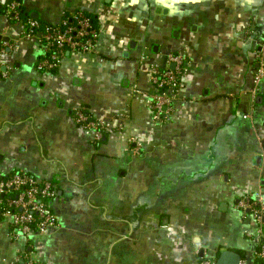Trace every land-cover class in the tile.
Here are the masks:
<instances>
[{
	"label": "crops",
	"instance_id": "1",
	"mask_svg": "<svg viewBox=\"0 0 264 264\" xmlns=\"http://www.w3.org/2000/svg\"><path fill=\"white\" fill-rule=\"evenodd\" d=\"M19 1L44 24L90 14L101 37L44 72L38 40L0 14V171L58 184V227L26 244L6 221L0 264H21L24 250L40 264H198L226 250L259 264L257 222L236 204L264 200V79L252 92L264 0ZM173 54L189 74L160 125L141 94L153 91L150 65ZM78 109L111 132L95 143Z\"/></svg>",
	"mask_w": 264,
	"mask_h": 264
},
{
	"label": "built area",
	"instance_id": "2",
	"mask_svg": "<svg viewBox=\"0 0 264 264\" xmlns=\"http://www.w3.org/2000/svg\"><path fill=\"white\" fill-rule=\"evenodd\" d=\"M22 5L19 0L0 4V14H5L11 21L24 24L25 35L36 38L42 46V55L38 68L44 72L56 71L67 54H92L97 51L101 37L98 25L91 16L83 11L66 14L58 24H44L36 19H25L21 15ZM97 25V26H96ZM252 36V32H248ZM258 68L252 77L254 96L260 92L264 79V42L256 51ZM174 65V68L171 66ZM187 59L182 55H170L165 67L150 65L148 70L152 92L142 93L147 106L152 112V121L156 124L169 123L181 101V92L188 78ZM137 91L134 90L135 94ZM74 120L88 134L94 133V142L102 140L111 132L109 125L98 122L84 109L74 113ZM135 153L139 154L143 145L136 143ZM58 195L55 179H40L29 173L0 171V226L10 223L9 236L13 241L31 243L36 237L46 236L58 227V218L53 209V201ZM236 209L244 215L251 214L257 222L256 258L264 264V200L260 192L241 197ZM21 264H40L29 251L20 253ZM198 264H217V260L200 258ZM241 264H245L241 261Z\"/></svg>",
	"mask_w": 264,
	"mask_h": 264
},
{
	"label": "water",
	"instance_id": "3",
	"mask_svg": "<svg viewBox=\"0 0 264 264\" xmlns=\"http://www.w3.org/2000/svg\"><path fill=\"white\" fill-rule=\"evenodd\" d=\"M31 17L36 20L38 19V15L36 13H32ZM171 68H174V65H172ZM259 160H262L261 157L258 158V161ZM241 261L242 259L240 254L234 251L226 250L220 253L217 259V264H241Z\"/></svg>",
	"mask_w": 264,
	"mask_h": 264
},
{
	"label": "rangeland",
	"instance_id": "4",
	"mask_svg": "<svg viewBox=\"0 0 264 264\" xmlns=\"http://www.w3.org/2000/svg\"><path fill=\"white\" fill-rule=\"evenodd\" d=\"M157 12V11H156ZM90 15V14H89ZM17 22H19V21H17ZM19 23H22V22H19ZM97 23V22H96ZM97 26V25H96ZM97 27H99V26H97ZM187 66H189V64L187 63ZM247 106V104H246V100H245V96H243L242 98H241V101H240V106H239V112L240 111H244V108ZM248 109V108H247ZM248 110H250V109H248ZM247 112V111H246Z\"/></svg>",
	"mask_w": 264,
	"mask_h": 264
},
{
	"label": "trees",
	"instance_id": "5",
	"mask_svg": "<svg viewBox=\"0 0 264 264\" xmlns=\"http://www.w3.org/2000/svg\"><path fill=\"white\" fill-rule=\"evenodd\" d=\"M21 15H22L23 18H25V19L27 18V17L25 16L24 12H22V11H21ZM90 16H91V15H90ZM91 18H93V17L91 16ZM93 19H94V22H95V18H93Z\"/></svg>",
	"mask_w": 264,
	"mask_h": 264
}]
</instances>
